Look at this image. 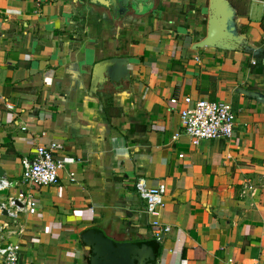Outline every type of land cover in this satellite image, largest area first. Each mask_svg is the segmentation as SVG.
Listing matches in <instances>:
<instances>
[{
	"label": "crops",
	"instance_id": "0c3cea01",
	"mask_svg": "<svg viewBox=\"0 0 264 264\" xmlns=\"http://www.w3.org/2000/svg\"><path fill=\"white\" fill-rule=\"evenodd\" d=\"M227 1L239 49L194 48L208 0H153L121 17L88 1L0 0V180L16 183L0 187V204L25 188L22 162L37 146L72 159L58 184L32 186L35 215L0 208V246L18 244L24 264H89L90 231L154 241L158 222L171 231L156 264H264V105L239 92L264 94V0ZM112 57L128 59V78L92 91L95 63ZM185 97L227 103L232 137L193 147ZM137 178L164 184L157 216Z\"/></svg>",
	"mask_w": 264,
	"mask_h": 264
},
{
	"label": "built area",
	"instance_id": "2783aa9c",
	"mask_svg": "<svg viewBox=\"0 0 264 264\" xmlns=\"http://www.w3.org/2000/svg\"><path fill=\"white\" fill-rule=\"evenodd\" d=\"M264 5V1H263ZM253 63V61H252ZM177 99H171V104H176ZM184 108L179 111V119L182 131L187 135L193 147L198 146L202 140L230 139L234 133V114L231 107L224 102H213L203 99L192 101L190 97L183 99ZM8 108H10L8 106ZM175 134L172 139H176ZM56 147L52 143L37 146L31 159L22 162L21 180L24 186L14 195H8L0 204L1 210L11 220H17L21 214L35 215L37 212V200L32 186L56 185L59 182V173L72 159H58ZM182 156V155H180ZM70 181H74L72 173L68 174ZM16 183H4L0 180V187L12 186ZM134 189L138 197L146 205V213L149 216H157L159 209L164 207L165 186L148 187L145 179L137 178ZM150 232L154 240L163 241L166 233L171 231L169 226L160 225L158 222H150ZM6 225L3 227L5 228ZM0 264H24L20 260V246L16 243H8L0 246Z\"/></svg>",
	"mask_w": 264,
	"mask_h": 264
},
{
	"label": "water",
	"instance_id": "95a60500",
	"mask_svg": "<svg viewBox=\"0 0 264 264\" xmlns=\"http://www.w3.org/2000/svg\"><path fill=\"white\" fill-rule=\"evenodd\" d=\"M76 2L88 1L100 5L111 11L113 17H118L117 10L123 16L128 11L125 7L130 2L134 9L140 5L145 11L153 8V0H74ZM145 4V5H143ZM234 13L227 0H208V20L206 36L196 43V48L213 47L222 50L239 49L244 39L239 35L233 19ZM127 58L112 57L95 63L92 71L91 90L95 91L99 83L109 80L113 83L128 78ZM240 93L253 98L264 105V94L240 89ZM0 178L3 171L0 169ZM88 245L86 249L91 252L89 264H156L157 248L159 242H116L103 232L90 231L86 235Z\"/></svg>",
	"mask_w": 264,
	"mask_h": 264
},
{
	"label": "flooded vegetation",
	"instance_id": "af4514ba",
	"mask_svg": "<svg viewBox=\"0 0 264 264\" xmlns=\"http://www.w3.org/2000/svg\"><path fill=\"white\" fill-rule=\"evenodd\" d=\"M143 5H145V4H143ZM125 7L128 8V11L126 12V14L137 15V14L149 12V10L145 11L140 5H136L135 8L133 9L132 5H130V2ZM109 12L111 13V11H109ZM121 13H122L121 11L117 10L118 17H121L120 16Z\"/></svg>",
	"mask_w": 264,
	"mask_h": 264
}]
</instances>
